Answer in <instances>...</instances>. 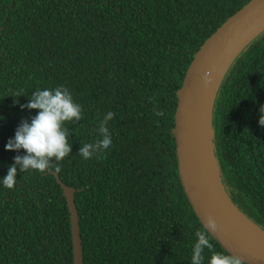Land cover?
I'll use <instances>...</instances> for the list:
<instances>
[{"label": "trees", "instance_id": "trees-1", "mask_svg": "<svg viewBox=\"0 0 264 264\" xmlns=\"http://www.w3.org/2000/svg\"><path fill=\"white\" fill-rule=\"evenodd\" d=\"M249 1L0 0V179L27 154L5 150L21 120L37 114L20 105L37 89L67 87L84 118L65 125L72 153L56 173L74 188L83 264H191L204 227L178 176L177 92L204 40ZM261 106L264 30L227 67L209 117L219 183L264 230ZM108 111L116 113L112 146L85 160L80 145L101 138ZM53 171L18 172L11 190L0 180V264H73L70 214ZM203 255L208 264V249Z\"/></svg>", "mask_w": 264, "mask_h": 264}, {"label": "water", "instance_id": "water-1", "mask_svg": "<svg viewBox=\"0 0 264 264\" xmlns=\"http://www.w3.org/2000/svg\"><path fill=\"white\" fill-rule=\"evenodd\" d=\"M255 30H258L257 33H255L249 41L264 30V0H250L241 9L229 16L204 40L192 58L184 75L182 85L177 92L173 129L177 170L184 195L203 227H206L205 218L208 214H211L216 220L218 225L217 231L212 232L210 229L208 230L214 240H216L229 254L236 256L246 264H264V246L229 221L213 199L202 163L199 125L205 95L220 63L239 41ZM247 43H245L243 47ZM206 72L208 74L207 83H205L204 80V74ZM208 125V145L212 153L209 120ZM53 174L62 187L70 214L73 264H83L78 214L74 202V188L63 183L56 172L53 171ZM230 204L232 205L231 202ZM235 209L239 211L237 208ZM260 230L264 232V230Z\"/></svg>", "mask_w": 264, "mask_h": 264}, {"label": "clouds", "instance_id": "clouds-1", "mask_svg": "<svg viewBox=\"0 0 264 264\" xmlns=\"http://www.w3.org/2000/svg\"><path fill=\"white\" fill-rule=\"evenodd\" d=\"M205 83L208 82L207 72L204 74ZM22 92V90H21ZM17 92L13 97L22 96ZM14 104H19L14 100ZM21 110H37V114L31 118L21 120L15 130L14 138H10L5 145L7 151L25 150L26 155H16L14 163L8 167L7 175L2 179L3 186L9 190L17 183V174L35 170L39 173L51 171L59 172L58 166L61 161L72 153L70 142L71 130L65 125L76 123L84 118L82 105L76 102L71 91L64 85H58L51 89H37L32 92L29 102L20 105ZM259 125L264 126V106L260 108ZM114 111H108L99 121L98 133L100 139L92 143L80 145L79 154L85 160L93 156L99 157L112 146V133L108 128V122L115 117ZM157 116H163L160 110ZM3 119V117H0ZM206 227L197 230L196 242L192 248L191 264H204V251L208 249L210 259L208 264H242V261L231 254L215 251L208 238L209 229L217 231L218 225L211 214L205 218Z\"/></svg>", "mask_w": 264, "mask_h": 264}, {"label": "bare ground", "instance_id": "bare-ground-1", "mask_svg": "<svg viewBox=\"0 0 264 264\" xmlns=\"http://www.w3.org/2000/svg\"><path fill=\"white\" fill-rule=\"evenodd\" d=\"M258 30L253 31L252 33L245 36L241 41H239L229 51V53L224 57V59L220 63L203 101L200 116L199 133L202 163L205 170L208 187L213 199L215 200L223 214L226 215V217L229 219V221H231L237 228H239L245 234H247L248 236H250L251 238H253L264 246V232L261 231L258 227H256L248 219H246L231 204L224 200L221 194L222 188L218 183L217 169L214 161L215 159L213 158V155L208 145V120L215 89L217 88L222 74L224 73L226 67L231 62L233 57L238 53V51L243 47V45L247 43L255 35V33H257Z\"/></svg>", "mask_w": 264, "mask_h": 264}, {"label": "rangeland", "instance_id": "rangeland-1", "mask_svg": "<svg viewBox=\"0 0 264 264\" xmlns=\"http://www.w3.org/2000/svg\"><path fill=\"white\" fill-rule=\"evenodd\" d=\"M221 190H222V193H221V194H222L224 200L227 201V202L230 204V202L228 201V198L226 197V195H225L223 189H221Z\"/></svg>", "mask_w": 264, "mask_h": 264}]
</instances>
